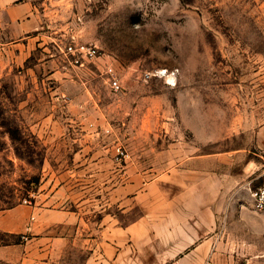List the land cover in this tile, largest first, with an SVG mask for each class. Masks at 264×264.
Listing matches in <instances>:
<instances>
[{"label":"rangeland","instance_id":"374dc122","mask_svg":"<svg viewBox=\"0 0 264 264\" xmlns=\"http://www.w3.org/2000/svg\"><path fill=\"white\" fill-rule=\"evenodd\" d=\"M29 1L43 25L24 57L0 36V217L79 212L84 247L62 264H156L147 233L139 242L128 227L157 212L158 174L195 148L251 147L264 125V0ZM73 40L103 55L65 71ZM243 209L252 216L224 219L213 264H264L263 216ZM27 238L0 230V264H21Z\"/></svg>","mask_w":264,"mask_h":264},{"label":"crops","instance_id":"0c3cea01","mask_svg":"<svg viewBox=\"0 0 264 264\" xmlns=\"http://www.w3.org/2000/svg\"><path fill=\"white\" fill-rule=\"evenodd\" d=\"M42 25L32 1L0 0V36L13 44L11 49L21 50L19 58L24 57L26 46L30 49L42 35ZM250 143L251 147L216 153H199L195 148L186 154L180 148L181 155H186L174 161L172 167H165L172 172L158 174L161 203L157 212L149 210L128 227L129 232L139 236V242L147 233L148 241L153 242L149 250L156 264H213L219 259L216 251L224 244L222 235L229 232L222 224L229 210L235 211L238 219L252 216L243 208L252 203L251 190L263 182L264 125L254 132ZM139 179L135 181L136 189L142 186L143 177ZM69 185L67 182L66 194L71 197L74 192ZM148 196L141 194L140 198ZM0 230L31 236L21 264H62L66 254L78 251L80 243L84 247L86 227L79 212L19 205L0 217ZM93 262L90 259L89 264Z\"/></svg>","mask_w":264,"mask_h":264},{"label":"built area","instance_id":"2783aa9c","mask_svg":"<svg viewBox=\"0 0 264 264\" xmlns=\"http://www.w3.org/2000/svg\"><path fill=\"white\" fill-rule=\"evenodd\" d=\"M65 60L62 65L63 70L69 71L72 68H84L87 64L93 63L96 59L100 58L103 53L101 49L93 42L71 41L65 45L62 50ZM107 74L110 78V86L114 92L121 90V83L117 78L115 71L112 67H107ZM253 210L263 216L264 222V178L261 185L255 188L252 193ZM27 202V201H25ZM30 225L27 230H30ZM28 234H22V238L27 240Z\"/></svg>","mask_w":264,"mask_h":264},{"label":"trees","instance_id":"16d2710c","mask_svg":"<svg viewBox=\"0 0 264 264\" xmlns=\"http://www.w3.org/2000/svg\"><path fill=\"white\" fill-rule=\"evenodd\" d=\"M10 130V136H11V139L15 142V141H21L22 138H21V130L20 128L16 127L14 129H9ZM8 235V234H7Z\"/></svg>","mask_w":264,"mask_h":264}]
</instances>
